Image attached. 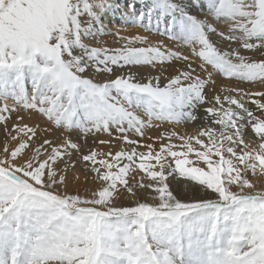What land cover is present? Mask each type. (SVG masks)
<instances>
[{
    "label": "snow or ice",
    "instance_id": "snow-or-ice-1",
    "mask_svg": "<svg viewBox=\"0 0 264 264\" xmlns=\"http://www.w3.org/2000/svg\"><path fill=\"white\" fill-rule=\"evenodd\" d=\"M0 128V264H264V0H0Z\"/></svg>",
    "mask_w": 264,
    "mask_h": 264
},
{
    "label": "rangeland",
    "instance_id": "rangeland-1",
    "mask_svg": "<svg viewBox=\"0 0 264 264\" xmlns=\"http://www.w3.org/2000/svg\"><path fill=\"white\" fill-rule=\"evenodd\" d=\"M196 126H197V125L189 124V125H187V130H188V131H192V129H194ZM180 131H181V132L185 131V128H184V127H181V128H180ZM105 138H106V137H105ZM3 141H4V132H3V129L0 128V145L3 144ZM72 187H73V190H74L75 186L73 185ZM89 187H91V185H90ZM172 187H173V189H174L178 194H180V195H183V194H184V192H183V188H182L180 185H177V184L174 183V184L172 185Z\"/></svg>",
    "mask_w": 264,
    "mask_h": 264
},
{
    "label": "bare ground",
    "instance_id": "bare-ground-1",
    "mask_svg": "<svg viewBox=\"0 0 264 264\" xmlns=\"http://www.w3.org/2000/svg\"><path fill=\"white\" fill-rule=\"evenodd\" d=\"M128 30H129V31H132V32L137 31V29L132 28L130 25L128 26ZM194 129H195V128H194ZM194 129H192V131H193Z\"/></svg>",
    "mask_w": 264,
    "mask_h": 264
}]
</instances>
